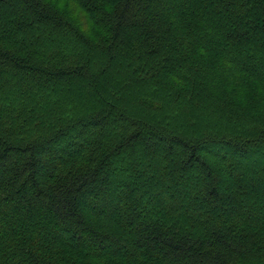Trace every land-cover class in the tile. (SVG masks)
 I'll return each instance as SVG.
<instances>
[{
    "label": "trees",
    "instance_id": "16d2710c",
    "mask_svg": "<svg viewBox=\"0 0 264 264\" xmlns=\"http://www.w3.org/2000/svg\"><path fill=\"white\" fill-rule=\"evenodd\" d=\"M0 264H264V0H0Z\"/></svg>",
    "mask_w": 264,
    "mask_h": 264
}]
</instances>
